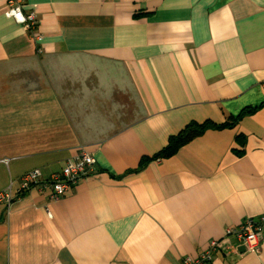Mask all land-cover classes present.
<instances>
[{
    "label": "crops",
    "instance_id": "0c3cea01",
    "mask_svg": "<svg viewBox=\"0 0 264 264\" xmlns=\"http://www.w3.org/2000/svg\"><path fill=\"white\" fill-rule=\"evenodd\" d=\"M5 7L0 191L16 199L0 264H181L264 215V0H24L41 42ZM228 118L153 158L189 123ZM83 149L95 169L62 197L21 190ZM241 248L212 264H264V242Z\"/></svg>",
    "mask_w": 264,
    "mask_h": 264
},
{
    "label": "built area",
    "instance_id": "2783aa9c",
    "mask_svg": "<svg viewBox=\"0 0 264 264\" xmlns=\"http://www.w3.org/2000/svg\"><path fill=\"white\" fill-rule=\"evenodd\" d=\"M4 14L12 18L16 23L23 25L35 42L43 41L44 37L37 30L39 19L35 11H24V0H6ZM96 157L93 153L83 149L76 158L70 160L62 171L51 175L48 179H42L40 169H34L28 172L22 180L21 190L25 191L31 186L48 188L54 193L56 199L62 197L71 184L91 174L96 165ZM16 199L12 189L0 191V206L4 204L9 213L12 202ZM234 241L237 246H244L245 251L259 252L264 242V215L247 219L243 224L237 227H226L223 236L220 239H213L209 246L200 255L186 257L181 264H212L214 254L220 250L223 243ZM237 253H239L237 249Z\"/></svg>",
    "mask_w": 264,
    "mask_h": 264
},
{
    "label": "trees",
    "instance_id": "16d2710c",
    "mask_svg": "<svg viewBox=\"0 0 264 264\" xmlns=\"http://www.w3.org/2000/svg\"><path fill=\"white\" fill-rule=\"evenodd\" d=\"M235 123H236L235 120L232 118H228L227 121L220 123V124L215 123L211 120H207L203 123L191 122L183 130H181L178 134L171 136L168 145L160 153L156 154L153 158L155 159V158H160L163 156L172 155L183 144L201 135L205 131L209 129H221V128H226V127H233ZM146 161L147 160L143 158L141 166Z\"/></svg>",
    "mask_w": 264,
    "mask_h": 264
},
{
    "label": "water",
    "instance_id": "95a60500",
    "mask_svg": "<svg viewBox=\"0 0 264 264\" xmlns=\"http://www.w3.org/2000/svg\"><path fill=\"white\" fill-rule=\"evenodd\" d=\"M246 248L244 246H242V248L240 249V252H245Z\"/></svg>",
    "mask_w": 264,
    "mask_h": 264
}]
</instances>
